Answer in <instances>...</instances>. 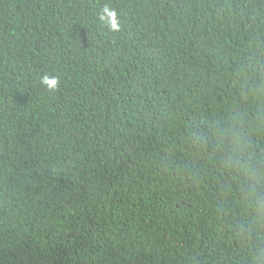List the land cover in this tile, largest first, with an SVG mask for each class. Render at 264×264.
Segmentation results:
<instances>
[{
  "label": "trees",
  "instance_id": "trees-1",
  "mask_svg": "<svg viewBox=\"0 0 264 264\" xmlns=\"http://www.w3.org/2000/svg\"><path fill=\"white\" fill-rule=\"evenodd\" d=\"M242 166L264 0H0V264H258Z\"/></svg>",
  "mask_w": 264,
  "mask_h": 264
},
{
  "label": "clouds",
  "instance_id": "clouds-1",
  "mask_svg": "<svg viewBox=\"0 0 264 264\" xmlns=\"http://www.w3.org/2000/svg\"><path fill=\"white\" fill-rule=\"evenodd\" d=\"M111 10H106L105 16L110 21L109 12ZM45 83L50 87H55V81L50 79H45ZM243 171L248 177V189L246 193V200L250 211L258 224H264V198L261 197L258 188V180L255 173L251 171L250 167L242 166ZM258 264H264V251H261L260 256L258 257Z\"/></svg>",
  "mask_w": 264,
  "mask_h": 264
}]
</instances>
